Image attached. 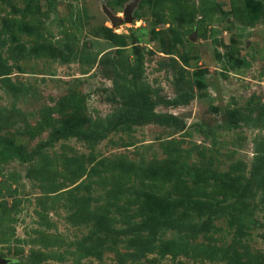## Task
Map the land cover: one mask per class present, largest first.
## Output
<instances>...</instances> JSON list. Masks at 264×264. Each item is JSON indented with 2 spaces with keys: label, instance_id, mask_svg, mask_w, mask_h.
<instances>
[{
  "label": "rangeland",
  "instance_id": "rangeland-1",
  "mask_svg": "<svg viewBox=\"0 0 264 264\" xmlns=\"http://www.w3.org/2000/svg\"><path fill=\"white\" fill-rule=\"evenodd\" d=\"M1 259L264 264V0H0Z\"/></svg>",
  "mask_w": 264,
  "mask_h": 264
},
{
  "label": "trees",
  "instance_id": "trees-1",
  "mask_svg": "<svg viewBox=\"0 0 264 264\" xmlns=\"http://www.w3.org/2000/svg\"><path fill=\"white\" fill-rule=\"evenodd\" d=\"M135 52H137V56L135 57V65H134V78H138L140 76L141 71V57L138 51L137 45H135ZM85 100L86 98L84 96H76V95H69L65 98H63L60 103L67 104L71 108L70 112H67L65 110V107L60 109L59 111L66 115L63 119L56 120L53 118V113L51 115L50 110L52 112L53 109L51 108H45L43 110L41 118L38 120V122L35 125H31V130H29V133L33 136L38 135L39 133L44 132L45 130L49 129L50 127H59L58 124L60 121L63 122L64 127L68 126H75L82 122L84 120L83 118V111L82 109L85 108ZM133 102V101H132ZM59 103V107H60ZM145 105V104H144ZM131 106V107H130ZM128 107H130L128 109ZM128 107H122L119 109L117 116H122L125 119H138L142 121H148L156 118L162 119L163 116L157 115L154 110L148 106H143L139 103H132L128 105ZM58 112V111H57ZM3 152L6 154L4 159H7L8 157L12 156H18L24 158V156L21 153L20 147H18L13 141L9 144V150H3ZM8 155V156H7ZM180 223V222H177ZM184 230L181 229L180 233H182Z\"/></svg>",
  "mask_w": 264,
  "mask_h": 264
},
{
  "label": "water",
  "instance_id": "water-1",
  "mask_svg": "<svg viewBox=\"0 0 264 264\" xmlns=\"http://www.w3.org/2000/svg\"><path fill=\"white\" fill-rule=\"evenodd\" d=\"M135 3H131L127 6V8L124 11L125 14V20L130 21L131 20V13L134 9ZM108 16L110 17L111 21L113 22L114 25H118L120 23H122L124 20L123 18H121L120 16H118L117 14H114L113 12H111L110 10H106ZM0 261H3V259H1Z\"/></svg>",
  "mask_w": 264,
  "mask_h": 264
}]
</instances>
